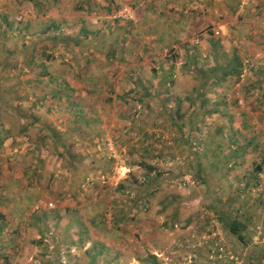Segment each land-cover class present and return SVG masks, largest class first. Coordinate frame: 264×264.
<instances>
[{
  "label": "rangeland",
  "instance_id": "374dc122",
  "mask_svg": "<svg viewBox=\"0 0 264 264\" xmlns=\"http://www.w3.org/2000/svg\"><path fill=\"white\" fill-rule=\"evenodd\" d=\"M34 1L0 0V138L8 134L0 143V169H6L7 186L1 199L21 201L5 215L0 264L262 261L264 165L256 176L253 172L264 158V0H189L187 10L192 13L182 14L190 25L186 36L165 44L157 40L146 56L135 48L124 64H113L108 70L118 71L100 80L102 91L94 102L111 95L114 99L99 110L91 106L78 110V126L74 122L77 110L69 108L71 100L67 107L53 104L51 93L58 76L74 74L84 58L76 53L43 61L54 81L41 75L40 60L32 51L49 39L38 33L45 28V16L36 14ZM68 1L62 11L72 14L69 19L76 23L84 14L72 13L73 0ZM123 6L133 15V33L144 40L142 34L147 32L139 26L140 12L127 2L105 15L108 22L99 19L90 24L93 31L101 29L102 38L97 35L94 42L104 50L113 42L118 22L128 21L112 15ZM2 15L7 16L10 29L4 28L8 25ZM62 15L59 9L53 13L58 20ZM213 45L221 62L239 54L244 71L212 87L201 102L194 89L200 82L192 76L195 62L204 71L212 61ZM191 53L196 60L189 61ZM61 58L71 59L76 69L68 71ZM171 69L172 83L163 84L161 77ZM136 86L150 90L148 98L141 104L128 96V107L123 108L118 97ZM176 103L182 119L174 114ZM94 117L98 118L94 124L84 120ZM171 118H177L182 133L170 126ZM29 122L26 134L18 133ZM231 135L237 139L234 146L246 148L236 158L238 164L227 170L219 163L218 145L226 152ZM38 137L45 138L43 148ZM141 161L155 170L148 173ZM210 163L219 166L208 169ZM118 168L126 170L123 177L117 174ZM136 196L141 206L133 208L136 217L127 220L128 215L121 214ZM70 218L76 223L69 229ZM234 221L245 224L240 232L244 240L232 230ZM219 246L224 249L221 256L210 260L209 250Z\"/></svg>",
  "mask_w": 264,
  "mask_h": 264
},
{
  "label": "crops",
  "instance_id": "0c3cea01",
  "mask_svg": "<svg viewBox=\"0 0 264 264\" xmlns=\"http://www.w3.org/2000/svg\"><path fill=\"white\" fill-rule=\"evenodd\" d=\"M176 1L178 2L177 7L175 6ZM127 2H131L132 5L136 7V10L140 12L138 19L139 26L143 25L146 28L144 31L147 32L142 34L144 40L133 33L135 26L131 28V22H118V25L115 27L117 29L116 35L114 36L111 32L108 34H112L113 37H115L113 42L107 45L106 50L102 49L101 46H98L94 42V38H96L97 35H100L101 39L103 33H100L101 29L96 31L91 30L90 24H92L93 21H97L99 19V21L108 22L105 20V15L107 17V15L114 8H118L121 4ZM68 3V0H36L33 2L36 14L43 17L45 16V28L41 29L38 33L47 36L49 39L46 40V43H43L48 45L44 55L38 56V53H35V56L36 59L38 58L40 60L41 66L43 61H45V63L56 61L59 57H63V54L66 56H72L73 54L75 55L76 53H80L83 56V62L85 63L82 65V68L79 66L77 69L75 68L71 59L61 58V63L67 64L68 71H70V69L72 70V68L76 69V71L74 74L68 75L64 73L63 76H58V81H56L54 84L56 89H52L51 93V98L55 100H53L52 103L62 104L65 107H67L65 104L67 103L68 99H77L76 103H74L73 99L69 102V108H73L74 110H80L82 108L83 110H86L90 106L98 110L101 108L99 103L97 105L92 103L90 96L95 93V87L98 90H101L99 89V87H101L103 84L100 83L101 79L103 80L114 75L113 70L118 71L117 68H111L110 71L108 70L113 66V64L120 65L124 64L125 60H129L128 58L124 60L122 56L123 54L125 55V52H122V50L127 51L128 49L127 42L131 48L130 51H133V53H135L134 49L136 48V43L133 42L135 40L138 44L137 47H143L144 44L146 47L150 45L155 46L158 41H162L163 44L167 43L168 41L173 42V35L175 31H183L181 23L182 14L192 13V11H189V9L187 10L191 4L189 0H73L70 4L71 12L75 14H84V16H81L76 23H73L69 19V15L72 14L67 13L66 15V13L62 11V8L66 7ZM57 9L60 10V13H63V19L61 20L54 19L53 17V13H55V11L57 13ZM37 19H39L38 16ZM185 19H188V17ZM149 29H151V32L153 33H150ZM51 30H54L55 32ZM56 34L58 37H56ZM136 50L142 52L141 49L137 48ZM101 53L104 54L103 57L101 56ZM109 53L110 56H108ZM111 53H115V56H112ZM144 55L146 56L147 53ZM153 59L156 60L155 58ZM42 69V72L44 73H41V75L50 76V79L53 80L54 75H50L48 73L45 65L42 66ZM59 81H65L66 84L64 83L59 85ZM59 100H61V102ZM78 118L80 117L76 116L74 120L77 126L81 124ZM84 120L86 123L94 124L98 121V118L94 117L92 119L87 118ZM64 125L65 124L63 123V126ZM76 132H79V130H76ZM112 152L114 155H116L117 148L116 150L113 149ZM100 155L101 154L98 156ZM5 170L0 169V235L4 234V225L6 221L5 215L9 214L11 209H14L19 203H21L19 199H13L12 201H5L3 200L4 198L1 199L2 197L6 196L7 189L5 184ZM33 170L35 172L38 171V169ZM67 170L70 171V173L78 171V169ZM52 172L55 175V172ZM14 178L20 179V176L14 175ZM85 179H87V177L84 176L83 180L85 181ZM32 180L33 179L31 178L28 181L30 186L33 184ZM14 192L16 193V191ZM1 201H3L5 205L1 204ZM9 202L11 203L9 204ZM80 220L81 219L77 220V224H79ZM75 223L76 222H73L70 218V220L67 222V227L70 229Z\"/></svg>",
  "mask_w": 264,
  "mask_h": 264
},
{
  "label": "trees",
  "instance_id": "16d2710c",
  "mask_svg": "<svg viewBox=\"0 0 264 264\" xmlns=\"http://www.w3.org/2000/svg\"><path fill=\"white\" fill-rule=\"evenodd\" d=\"M246 17H245V19H248V20L250 19V16H246ZM2 19L8 25V26L5 25L4 28L5 29H10V27H9L10 25H9L8 20H7V16L6 15H2ZM128 22H130V21H127V23ZM181 23H183L182 24L183 31H177V30L175 31L174 36H173L174 42L176 40H180L183 37H185L186 36L184 34L185 33V29L190 27V25L187 22L186 23L184 22L183 15H182ZM132 24L133 23L131 22V26H130L131 28L133 27ZM16 29H14V30H16ZM138 40H140V39H138ZM133 42L136 43V49L137 48L141 49L145 53L149 51V46L146 47V45L144 44L143 47H141V46L137 47L138 44H137L136 40L133 41ZM34 48H35V46H34ZM46 48H48V45L47 44H42L41 46L38 47V49L36 48L32 52H33L34 55H35V53H38V56L39 55H44ZM130 50H131L130 47H128L127 51L122 50V52H125V55H126V57L128 59L132 56V55H130V53H131ZM174 51L175 50H173V53H174ZM209 54L212 56V61L207 63V65L205 66L206 68L203 67V68H205L204 71H202V68L199 67L197 65V63L195 62L194 69L196 70V73H194L193 76H192V78H194L195 80H198L200 82L198 86L194 85V89L197 91V97L201 98V100H202L201 102H204L206 100L205 99L206 94H207V92H209L211 90L212 87L218 86L222 82L226 81L228 78H234V77L238 78V77H240V75L243 74L244 66H245V64L243 62V59L237 53H233L231 59H229L226 62L219 61L218 60L219 53L217 51V45L211 46V48L209 50ZM111 55L115 56V53L114 54L111 53ZM108 56H110V53L108 54ZM190 56H191V59L188 58L189 61L196 60V58H194V53H191ZM113 58H116V57H113ZM34 59L35 58H32L30 60H34ZM123 59L125 60L124 57H123ZM42 66H44V65L42 64ZM171 72H172V69L166 75L161 77L162 79H160V80L162 81L163 84H165L166 82L172 83ZM41 73H44V72H41ZM64 83L66 84L65 81H59L58 82L59 85L64 84ZM136 87H138V86H136ZM139 87L138 88L132 87L128 92L125 93V95H122V96H119V97L116 96L120 100L119 102L124 104L122 106L123 108H125V106L128 107V105H127L128 101L126 99V97H128V96H130L132 99H134L136 101V103L144 104L143 102L148 98L147 96L150 94L151 91L148 90L147 88H142L141 89ZM94 90H95V93H93L94 96H93V99L91 101H92V103H95L97 105L99 102H94V101L97 99V96H100V93H101L102 90H98L96 87L94 88ZM167 90H169V89H167ZM167 90L165 89L166 94L168 95V93H167L168 91ZM153 93H154V91H153ZM111 98L114 99V97H112V95L105 97V99L104 98H100L101 102L99 104L100 105L101 104L106 105L107 102H112L113 99H111ZM72 99H73L74 103H76L77 99H75V98H72ZM72 99L70 98V100H72ZM175 100H176V102H178L180 99H179V97H177V98H175ZM146 105H148V103ZM201 108L203 109V107H201ZM223 111H224V113L227 112L226 110H223ZM174 114L179 119H182V117L184 116L181 113L180 105H178L177 103H176V108L174 109ZM75 115L81 116L80 115V111L77 110L75 112ZM122 116H124V115H122ZM29 124H30V122L26 123L24 126L19 127L18 133L26 134V131H27L26 129H27ZM160 124H161V122H160ZM170 126L173 127V129L175 128L177 132L182 133V129H181L180 125L178 124L177 118H175V120H172V118H171ZM143 135H144L143 137L146 138L147 135L145 134L144 131H143ZM7 137H8V134H6L5 137L0 138V143H2L3 140L5 138H7ZM227 140H228V146H227V151L226 152H224V150L221 147V145H218V148L221 150V158L219 159V163H222L225 168H226V166H228L229 168L227 170H229L231 168H234L236 166V164H238V163H236V158L238 156L240 157L242 154H244L246 145H242V146L241 145H236V146H234V144H237V139H235V137L232 136V135L228 136ZM252 140H254V139H252ZM37 141L39 143L40 148H43L44 144H45V138L44 137H38ZM250 144L252 146L254 144V141L250 142ZM255 147H256V145H255ZM139 148H141V150H142L144 147L143 146L142 147H137V149H139ZM205 150H208V149H205ZM156 152H157V154H159L158 151H156ZM194 153L196 154L197 151L194 152ZM205 154H206V151H203L202 155L205 156ZM194 159L197 162V166H199V167L202 166V163H200V159H199L198 155H196L194 157ZM140 164H143V166H145V168H146L148 173L155 170V167L153 165L148 164V163H144V161H141ZM263 165H264V158H262L261 161L256 164V166H255L256 169H254L255 171L253 173L255 174V173L261 171L262 168H263ZM218 166H219L218 164L210 163L209 167H207V168L208 169H211V168L215 169ZM191 168L195 169V167H192V166H191ZM196 175H197V178H199L198 173L196 171H194L193 176L195 178H196ZM255 176H256V174H255ZM139 206H141L140 199H139V196H136L135 197V201L132 202L131 207L129 209H127L126 212H122L121 215L123 216V215L127 214L128 215L127 220H133L136 217V214L134 213L133 208L136 209ZM231 223H233L231 225V226H233L232 230H235L234 232L237 233L238 238L244 240L245 237L241 236L240 232L245 228L244 227L245 224L241 225L240 223H237L235 221L231 222ZM92 257H93V259L95 258L94 254H92ZM152 258L155 259V257H152ZM153 263L156 264V262H154V261H153ZM248 264H264V249L262 251V261L256 262L255 260H251V261L248 262Z\"/></svg>",
  "mask_w": 264,
  "mask_h": 264
},
{
  "label": "built area",
  "instance_id": "2783aa9c",
  "mask_svg": "<svg viewBox=\"0 0 264 264\" xmlns=\"http://www.w3.org/2000/svg\"><path fill=\"white\" fill-rule=\"evenodd\" d=\"M113 15V18H117V19H122V20H128V21H133V15L131 14V12L129 11V9L125 6L121 7L120 9H117L115 10V12L112 14ZM21 17H18V20H20ZM224 251L223 247L222 246H219L218 248L216 249H211L209 250V253H208V258L210 260H213L214 257L217 255L218 257L221 256V253ZM233 255H230L229 258H233L232 257ZM234 262L236 264H241V261H238L237 258L233 259ZM238 261V262H237Z\"/></svg>",
  "mask_w": 264,
  "mask_h": 264
},
{
  "label": "clouds",
  "instance_id": "9594fccd",
  "mask_svg": "<svg viewBox=\"0 0 264 264\" xmlns=\"http://www.w3.org/2000/svg\"><path fill=\"white\" fill-rule=\"evenodd\" d=\"M125 171H126V170L123 169V168H118V169H116L117 174L120 175L121 177H123Z\"/></svg>",
  "mask_w": 264,
  "mask_h": 264
}]
</instances>
